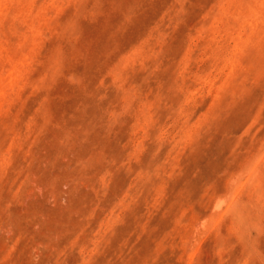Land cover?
Wrapping results in <instances>:
<instances>
[{"label":"rangeland","instance_id":"374dc122","mask_svg":"<svg viewBox=\"0 0 264 264\" xmlns=\"http://www.w3.org/2000/svg\"><path fill=\"white\" fill-rule=\"evenodd\" d=\"M0 264H264V0H0Z\"/></svg>","mask_w":264,"mask_h":264}]
</instances>
